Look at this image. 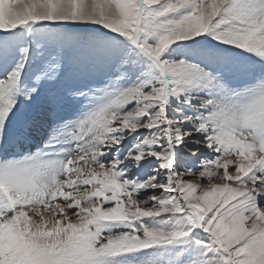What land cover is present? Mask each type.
Instances as JSON below:
<instances>
[{"label": "snow or ice", "instance_id": "obj_1", "mask_svg": "<svg viewBox=\"0 0 264 264\" xmlns=\"http://www.w3.org/2000/svg\"><path fill=\"white\" fill-rule=\"evenodd\" d=\"M0 264H264V0H0Z\"/></svg>", "mask_w": 264, "mask_h": 264}]
</instances>
